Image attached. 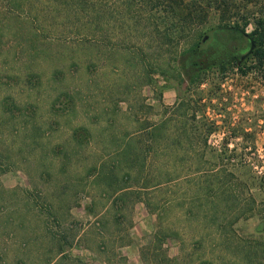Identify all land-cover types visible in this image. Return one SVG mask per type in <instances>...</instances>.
Listing matches in <instances>:
<instances>
[{
    "label": "rangeland",
    "instance_id": "374dc122",
    "mask_svg": "<svg viewBox=\"0 0 264 264\" xmlns=\"http://www.w3.org/2000/svg\"><path fill=\"white\" fill-rule=\"evenodd\" d=\"M157 26L140 0H0V264H264L263 216L237 217L264 73L216 30L253 26Z\"/></svg>",
    "mask_w": 264,
    "mask_h": 264
},
{
    "label": "trees",
    "instance_id": "16d2710c",
    "mask_svg": "<svg viewBox=\"0 0 264 264\" xmlns=\"http://www.w3.org/2000/svg\"><path fill=\"white\" fill-rule=\"evenodd\" d=\"M140 1L148 6L149 15L153 20V23L156 26L159 25L163 28L161 29L165 34L164 38L168 36L170 37L173 27L175 26L181 29H190L193 24L205 22L209 18H216L219 24L232 23L234 26L241 27L243 31L247 26L252 25L253 28L250 31L249 36L254 43V48L251 52L253 65L248 67V70L258 69L264 73V0ZM198 36L200 35L198 34ZM194 43L195 44H192V46L186 51L190 55H192L193 48L197 46V42ZM194 69L195 67L192 68V70ZM198 75L199 74L194 73L195 77ZM261 166L264 168L263 160ZM249 180L250 182L248 181L246 184L242 182V184L251 186L255 189L259 187L263 195L258 204L255 199L252 198L250 206L248 205L249 207L241 208L237 217L240 215L247 217L257 213L263 216L264 219V174L257 175L252 173ZM259 229L264 230V221L259 225ZM254 244H256V241H254Z\"/></svg>",
    "mask_w": 264,
    "mask_h": 264
},
{
    "label": "flooded vegetation",
    "instance_id": "af4514ba",
    "mask_svg": "<svg viewBox=\"0 0 264 264\" xmlns=\"http://www.w3.org/2000/svg\"><path fill=\"white\" fill-rule=\"evenodd\" d=\"M216 30H219V31H221V33L222 34H234V33H236V35H237V33H238V35H239V37H240V39L241 40H243L244 42H243V44L242 45H239L240 46V48L238 49V50H234L233 52H232V54L234 55V57L236 58L238 55H245L253 46H254V43H253V40H252V38L251 37H248L247 35H244L243 33H242V31L240 30V28H237V27H223V28H220V29H216ZM216 30H213V31H211L210 33H205L203 36H202V39H201V42L200 43H198L197 44V46H195L194 48H193V50H192V54H195V53H199L200 52V50H201V46L202 45H205V44H207L209 41L211 42H214L215 41V39L217 38V35H218V32L219 31H216ZM232 35H231V37H232ZM230 37V38H231ZM232 39V38H231ZM230 43V42H229ZM229 43L227 44V46L229 45ZM233 57V58H234ZM234 58V59H235Z\"/></svg>",
    "mask_w": 264,
    "mask_h": 264
},
{
    "label": "water",
    "instance_id": "95a60500",
    "mask_svg": "<svg viewBox=\"0 0 264 264\" xmlns=\"http://www.w3.org/2000/svg\"><path fill=\"white\" fill-rule=\"evenodd\" d=\"M253 48H254V46L249 50L248 54L252 52Z\"/></svg>",
    "mask_w": 264,
    "mask_h": 264
}]
</instances>
